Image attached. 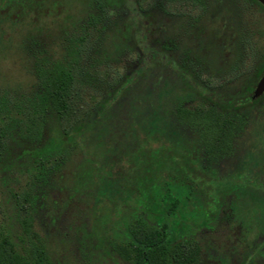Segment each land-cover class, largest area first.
I'll use <instances>...</instances> for the list:
<instances>
[{"label":"rangeland","instance_id":"1","mask_svg":"<svg viewBox=\"0 0 264 264\" xmlns=\"http://www.w3.org/2000/svg\"><path fill=\"white\" fill-rule=\"evenodd\" d=\"M136 1L154 17L146 33L148 45L179 62L190 58L197 79L210 94L234 95L256 78L264 54L263 7L251 0ZM107 4V0H0V92L32 99L45 72L55 66L71 67L73 111L77 117L93 114L110 86L138 67L135 40L122 34L127 13L114 6L103 16L99 7ZM166 73L161 80V70L152 65L140 75L117 101L108 123L128 127L129 104L138 107L137 120L160 105L171 118V108L179 100L204 104L202 96L181 91L174 71ZM143 98L150 100L152 109L144 110ZM241 115L247 123L233 141L232 156L220 164L223 171L255 163V154L264 151V100ZM62 124L53 114L43 120L38 142L14 132L7 140L0 158V243L5 238L24 255L25 249L40 242L49 264H130L115 252L123 236L113 226L118 217L109 204L96 207L95 181L82 174L88 167L79 148L67 143L52 163L33 167V153L59 134ZM140 132L141 143L159 144ZM177 134L196 146L198 140L190 131L180 128ZM129 141L122 139L120 144ZM84 142L94 151L92 139ZM262 167L260 172L252 167L250 173L259 176L264 190ZM124 213L142 214L138 207ZM23 220L29 224L28 235L22 230ZM192 236L200 248L196 264H264V194L232 188L222 197L216 220Z\"/></svg>","mask_w":264,"mask_h":264},{"label":"trees","instance_id":"2","mask_svg":"<svg viewBox=\"0 0 264 264\" xmlns=\"http://www.w3.org/2000/svg\"><path fill=\"white\" fill-rule=\"evenodd\" d=\"M107 1V5L99 7L103 16L114 6L127 13L122 34L135 40L138 67L119 84L116 81L110 86L93 114L82 117H77L73 111L71 67L55 66L45 72L39 77L38 91L32 99L0 92V158L12 132L21 139L38 142L43 120L55 114L65 124L59 134L33 153V167L38 169L52 163L67 143L76 145L88 167L82 174L87 180L95 181L96 207L109 204L118 217L113 226L123 235L114 246L119 258L130 264H196L200 248L192 234L216 220L222 197L232 188L262 192L259 176L250 172L252 167H257L258 172L263 170L264 151L255 154V163L243 162L231 171L220 168V164L232 156L233 141L247 123L241 112L254 109L264 100V91L252 98L259 72L254 81L234 95H212L203 87L204 82L197 79L198 71L192 68L190 58L179 62L148 45L146 33L154 17L144 12L136 0ZM251 1L264 8L256 0ZM262 62L257 71L263 68ZM152 65L161 70V80L167 71H174L180 88L182 85L181 91L202 96L204 104L185 105L179 100L171 108V118L160 105L155 107L153 114L144 116L141 113L142 120H137L138 107L129 104L127 121L130 125H110L108 121L117 101L122 100L128 86L149 72ZM159 97L164 100L163 94ZM141 102L145 111L153 108L149 99L143 98ZM180 128L196 137V146L180 138L177 134ZM139 131L145 139L159 144L148 147L141 143ZM127 138L131 139L128 145L120 144ZM87 139L94 141V151L86 148L84 141ZM135 207L141 209L142 214L136 217L123 214L125 209L135 210ZM21 225L28 235L27 221L23 220ZM0 264H49V261L40 242L21 255L4 238L0 243Z\"/></svg>","mask_w":264,"mask_h":264},{"label":"water","instance_id":"3","mask_svg":"<svg viewBox=\"0 0 264 264\" xmlns=\"http://www.w3.org/2000/svg\"><path fill=\"white\" fill-rule=\"evenodd\" d=\"M256 1L264 6V0H256ZM263 91H264V75L258 81V83H257V85L255 87V90H254L252 98L255 99V98L259 97L262 94Z\"/></svg>","mask_w":264,"mask_h":264},{"label":"flooded vegetation","instance_id":"4","mask_svg":"<svg viewBox=\"0 0 264 264\" xmlns=\"http://www.w3.org/2000/svg\"><path fill=\"white\" fill-rule=\"evenodd\" d=\"M262 64H263V68L262 69H259V71H257V69L255 70V75L259 72V77H257V82H256V84H255V86H254V88H253V90L255 89V87H256V85H257V83H258V81L260 80V78L264 75V54L262 55ZM256 77V76H255ZM262 193L264 194V190L262 189Z\"/></svg>","mask_w":264,"mask_h":264}]
</instances>
